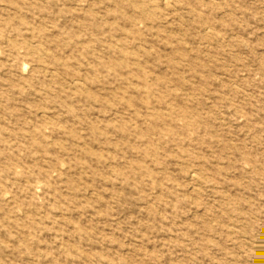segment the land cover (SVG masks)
Segmentation results:
<instances>
[{"label":"rangeland","instance_id":"obj_1","mask_svg":"<svg viewBox=\"0 0 264 264\" xmlns=\"http://www.w3.org/2000/svg\"><path fill=\"white\" fill-rule=\"evenodd\" d=\"M0 264H264V0H0Z\"/></svg>","mask_w":264,"mask_h":264}]
</instances>
